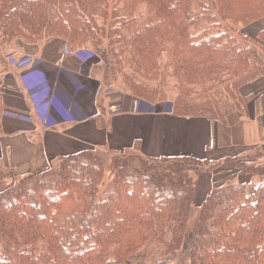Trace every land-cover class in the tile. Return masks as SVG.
I'll return each mask as SVG.
<instances>
[{
  "label": "trees",
  "instance_id": "1",
  "mask_svg": "<svg viewBox=\"0 0 264 264\" xmlns=\"http://www.w3.org/2000/svg\"><path fill=\"white\" fill-rule=\"evenodd\" d=\"M262 20L264 0H0V136L4 120L28 131L34 91H47L35 68L48 78L52 66L37 59L28 74L11 57L57 39L91 53V78L133 101H164L173 85L158 113L215 123L226 147L242 143L252 103L264 141V93H242L264 79V29L244 32ZM96 149L20 185L0 170V185L12 180L0 189V264H264V162L239 163L199 202L194 174L217 161Z\"/></svg>",
  "mask_w": 264,
  "mask_h": 264
},
{
  "label": "crops",
  "instance_id": "2",
  "mask_svg": "<svg viewBox=\"0 0 264 264\" xmlns=\"http://www.w3.org/2000/svg\"><path fill=\"white\" fill-rule=\"evenodd\" d=\"M53 63L55 65H52L48 71L51 82L55 83L59 90L69 91L71 94L70 91L73 88H68L64 84L62 75L58 72V69L63 68L62 61L55 60ZM76 68L78 71L81 66L76 63ZM89 76H91L90 73ZM263 93L264 79L249 85L244 94L258 97ZM76 100L82 111L84 109L83 113L90 119L84 122L60 123L59 127L54 129L33 122L32 125L27 126L28 133L23 131L13 136L4 135L0 138L3 143L2 156L5 157L0 159H3L10 168V157L12 156L13 160H11L14 161V156L20 151L23 162L29 165L24 170L25 173L39 174L47 171L52 163L54 164L63 156L97 147L120 154L137 151L146 157L193 155L205 158L207 154L212 155L211 151L215 152V146H217L214 136L215 124L206 119H185L171 114L145 113L139 109L130 108L122 112L114 111L105 124L98 118L97 98L88 88L81 97L78 92ZM252 108L255 110L254 104ZM254 113L252 123L258 121L256 110ZM14 166L18 172L19 165ZM25 173L21 174L22 177L26 175ZM19 176L16 175L14 180Z\"/></svg>",
  "mask_w": 264,
  "mask_h": 264
},
{
  "label": "rangeland",
  "instance_id": "3",
  "mask_svg": "<svg viewBox=\"0 0 264 264\" xmlns=\"http://www.w3.org/2000/svg\"><path fill=\"white\" fill-rule=\"evenodd\" d=\"M241 26H238L240 29ZM264 29V20L256 23L248 27L244 32L245 34L256 38L257 34ZM18 46H13L11 50H15ZM63 41L61 40H52L43 46H31L29 50L19 49L15 51L17 53L13 57H11V62L19 67L20 69L29 70L28 74H30L34 69L35 60H40V62L50 63L51 65H55L53 62L55 60H61L63 64V68L58 69L59 75H62V79L64 84L69 88H73L69 93V91L59 90L57 85L51 82L50 73L47 72L48 78H46L45 73L43 71V67L37 66L35 69L39 72V75L34 76L32 79H41L46 82L47 91L43 94L34 91L36 94L33 96L35 104H33L35 116L32 118V123L36 120L37 123H41L43 126L47 128H56L59 127L60 123H72L70 121L69 114H75V118L82 120L80 122H84L87 119H90L86 116L82 111V108L78 105L76 100V94L79 92L81 95L86 92L87 88L91 91L92 95L97 98V106L99 110L98 118L103 120L105 124H107V120L111 116V113L126 111L127 109H139L143 111V105H146V108H151L152 111H162L164 112L165 105L167 103L172 102L176 99L178 95V91L176 89H171L168 92V97L166 100L152 103L147 101H133V98L128 94H125L118 90L117 83L115 84H105L99 80H94L89 76L90 73V65H94V61L91 60V53H87V56H84V52L81 50H77L75 52H71L68 48H65ZM37 55V56H35ZM39 56V57H38ZM91 60V61H90ZM53 61V62H52ZM76 63L81 66L80 70L77 71ZM77 71V73H76ZM99 73L95 71V74ZM99 75V74H97ZM84 77V78H83ZM28 81V79H27ZM18 84H24L23 80L17 81ZM48 83L51 88H48ZM31 82H29V86ZM49 89H51L49 91ZM1 92H4L3 89H0ZM66 93H64V92ZM247 88L242 89V93H246ZM245 95V94H244ZM159 105V106H158ZM158 106V107H157ZM254 109L252 108V104L249 105L248 110L246 111L245 116L243 117V127L240 130L242 143L240 145H234L231 147H226V143L221 140V142L216 143L215 141V152L205 155V160H209L212 162L217 161L213 165V168L209 169L208 167H202L198 176H196V172L194 174V178L199 186V197L198 201L200 202L206 195L215 188L218 184L223 182L226 183L227 178H231L234 175L238 174L235 171L236 166L242 162H254L256 159L257 162H264V141L263 135L259 132V123L256 120V123H252L255 117ZM43 113L46 114V119L43 117ZM27 114V113H26ZM97 117V116H96ZM245 119V120H244ZM220 123V122H219ZM4 126L6 128L4 130L1 137L5 136H13L17 133H22L23 130H20L23 124L20 123H12L3 121ZM17 124V125H14ZM215 124V123H214ZM215 129L217 124L214 125ZM221 128V124H220ZM44 130V129H43ZM28 133V132H26ZM221 136V131H220ZM5 139V138H4ZM2 147L3 143L0 141V157L5 159L4 155L2 156ZM214 147V146H213ZM99 150L97 152L101 153L100 150L106 151L102 147H97ZM109 150V149H107ZM111 151V150H109ZM128 153V152H127ZM139 153V152H138ZM106 154V153H104ZM140 154V153H139ZM141 155V154H140ZM142 157H144L142 155ZM145 158H149L146 157ZM200 158V157H198ZM10 157L9 163L11 164V173H8L13 177V175H20L16 180L20 185L22 180H29L30 174H26L24 177L21 174L25 173L24 170L29 166L25 164L27 162H23L22 153ZM16 161V162H15ZM13 162V163H12ZM15 162V163H14ZM220 162V163H218ZM19 165L18 172L14 169ZM247 164V163H246ZM5 161H1L0 169L1 172L5 171ZM221 171V172H219ZM236 172V173H235ZM237 178V177H236ZM12 185V180H4L0 185V189H6Z\"/></svg>",
  "mask_w": 264,
  "mask_h": 264
}]
</instances>
